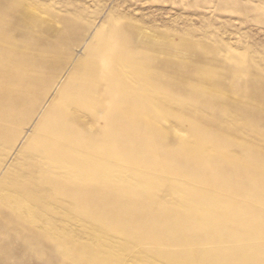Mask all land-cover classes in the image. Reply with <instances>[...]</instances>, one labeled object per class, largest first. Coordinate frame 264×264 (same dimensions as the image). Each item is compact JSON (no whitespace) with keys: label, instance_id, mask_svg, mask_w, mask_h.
<instances>
[{"label":"rangeland","instance_id":"374dc122","mask_svg":"<svg viewBox=\"0 0 264 264\" xmlns=\"http://www.w3.org/2000/svg\"><path fill=\"white\" fill-rule=\"evenodd\" d=\"M0 264H264V0H0Z\"/></svg>","mask_w":264,"mask_h":264},{"label":"bare ground","instance_id":"6f19581e","mask_svg":"<svg viewBox=\"0 0 264 264\" xmlns=\"http://www.w3.org/2000/svg\"><path fill=\"white\" fill-rule=\"evenodd\" d=\"M55 151H56V149H55ZM59 152V151H58ZM76 152V151H75ZM61 159V158H60ZM147 179V178H146Z\"/></svg>","mask_w":264,"mask_h":264}]
</instances>
